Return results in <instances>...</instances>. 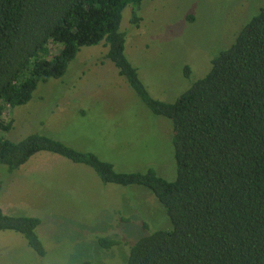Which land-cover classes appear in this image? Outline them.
Instances as JSON below:
<instances>
[{
    "label": "trees",
    "instance_id": "trees-1",
    "mask_svg": "<svg viewBox=\"0 0 264 264\" xmlns=\"http://www.w3.org/2000/svg\"><path fill=\"white\" fill-rule=\"evenodd\" d=\"M143 1L0 0V164L13 173L48 152L92 168L106 184L149 190L171 228L140 238L128 264H264V6L208 74L168 103L151 96L126 55L123 12L132 8L138 27ZM100 44L151 113L172 123L169 179L152 165L119 172L37 133L20 142L4 137L14 125L7 114L28 104L41 84L63 78L82 48ZM40 225L39 218L5 214L0 203V232L22 235L43 258ZM99 245L109 251L121 242L101 238Z\"/></svg>",
    "mask_w": 264,
    "mask_h": 264
},
{
    "label": "rangeland",
    "instance_id": "rangeland-1",
    "mask_svg": "<svg viewBox=\"0 0 264 264\" xmlns=\"http://www.w3.org/2000/svg\"><path fill=\"white\" fill-rule=\"evenodd\" d=\"M263 6L264 0H144L138 27L132 8L123 12L126 55L153 98L175 102ZM107 53L101 44L82 48L63 78L41 84L28 104L6 113L14 125L4 137L20 142L37 133L119 172L152 165L169 179L172 123L151 113ZM0 203L7 215L41 220L37 234L47 253L39 257L22 235L0 232V264H128L140 238L171 228L146 188L106 184L92 168L48 152L13 173L0 164ZM101 238L121 245L104 250Z\"/></svg>",
    "mask_w": 264,
    "mask_h": 264
}]
</instances>
